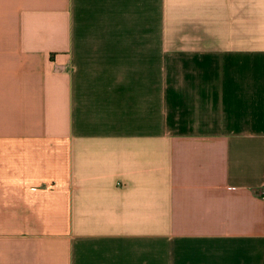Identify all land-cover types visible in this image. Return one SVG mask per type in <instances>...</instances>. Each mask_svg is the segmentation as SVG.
<instances>
[{"label":"crops","instance_id":"obj_1","mask_svg":"<svg viewBox=\"0 0 264 264\" xmlns=\"http://www.w3.org/2000/svg\"><path fill=\"white\" fill-rule=\"evenodd\" d=\"M0 264H264V0H0Z\"/></svg>","mask_w":264,"mask_h":264}]
</instances>
